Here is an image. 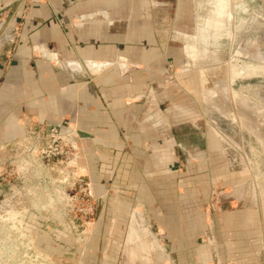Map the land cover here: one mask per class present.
I'll return each mask as SVG.
<instances>
[{"label":"crops","instance_id":"1","mask_svg":"<svg viewBox=\"0 0 264 264\" xmlns=\"http://www.w3.org/2000/svg\"><path fill=\"white\" fill-rule=\"evenodd\" d=\"M19 3L0 0V147L34 144L45 126L75 135L101 209L95 238L108 242L101 264H117L122 252L142 264L192 255L196 264H264V204L244 202L250 190L234 184L236 204L208 218L206 206L196 207L219 183L207 147L191 152L175 133L192 93L212 101L222 92L213 81L225 49L264 66V53L248 52L264 0ZM131 225L143 232L129 233Z\"/></svg>","mask_w":264,"mask_h":264},{"label":"rangeland","instance_id":"2","mask_svg":"<svg viewBox=\"0 0 264 264\" xmlns=\"http://www.w3.org/2000/svg\"><path fill=\"white\" fill-rule=\"evenodd\" d=\"M263 30L264 24L257 23L254 35L257 44L248 52L264 53ZM235 50H224L223 67L218 70L220 80L213 81L221 87L219 97L210 101L197 92L192 93V111L179 120L178 123L185 122L184 126L175 130L177 138L191 146L188 148L191 152H208L209 168L218 176L219 183L211 185L207 204L200 200L201 205L196 206L202 211L206 206L208 218L215 217L219 208L226 210L236 202L233 195L238 190L232 188L234 184L241 185V193L250 190L244 202L251 201L260 207L264 204V69L251 76H238L241 74L238 70L231 78L229 60ZM243 56L249 57L248 53ZM237 65L236 68L240 67ZM183 160L180 161L182 168L187 164L185 158ZM34 168L30 167L28 176ZM188 168L192 174L199 170L191 165ZM68 179L65 177L61 183L58 175H54L53 180L47 182V193L39 197L37 203L41 205L37 208L31 207L27 191L19 190L20 182L12 178L0 179V187L4 189L0 196V264H101L108 242L104 235L102 240L95 238L96 222L101 213L99 201L94 195L91 197L80 191L81 187ZM199 180L204 183L205 179H186L193 186ZM81 183L83 187L88 184L86 178ZM34 184L40 185L38 181ZM220 199L222 207H219ZM193 207L190 216L198 221L200 210ZM106 232V229L101 230L105 235ZM142 232L139 226L131 225L129 233ZM194 244L198 245L193 240ZM131 248L135 249V245ZM120 250H124L121 243ZM199 259L192 255L177 259L176 264L178 261L179 264L188 261L196 264ZM110 260H117V264H142L136 257L126 258L123 252L118 259Z\"/></svg>","mask_w":264,"mask_h":264},{"label":"built area","instance_id":"3","mask_svg":"<svg viewBox=\"0 0 264 264\" xmlns=\"http://www.w3.org/2000/svg\"><path fill=\"white\" fill-rule=\"evenodd\" d=\"M29 2L31 0H20L19 4L26 6ZM35 136L31 145L21 143L0 147V179L12 178L20 182L19 190L27 191L32 208L41 205L37 203L38 199L42 193H47V182L53 180L54 175H58V182L61 183H64L65 177L70 178L69 181L72 179L75 185L81 187L80 191L93 197L90 186L86 184L83 187L81 183L84 175L80 173V160L85 157V151L73 141L75 135L62 133L56 126H45ZM30 167L35 168L28 176ZM36 181L39 186L34 184Z\"/></svg>","mask_w":264,"mask_h":264},{"label":"water","instance_id":"4","mask_svg":"<svg viewBox=\"0 0 264 264\" xmlns=\"http://www.w3.org/2000/svg\"><path fill=\"white\" fill-rule=\"evenodd\" d=\"M234 8V7H233ZM248 56H243L240 53H238V50L236 49L234 51V54L230 57L229 60V71L231 73V78L235 77L234 74L236 72V64H238L240 66V73L242 75L246 74L247 70L246 67L247 65H251L253 64L252 61H249Z\"/></svg>","mask_w":264,"mask_h":264},{"label":"bare ground","instance_id":"5","mask_svg":"<svg viewBox=\"0 0 264 264\" xmlns=\"http://www.w3.org/2000/svg\"><path fill=\"white\" fill-rule=\"evenodd\" d=\"M238 67V65H237ZM261 69H264V66L256 65V66H249L247 67V74L248 75H254L257 74L258 72H261ZM263 72V71H262ZM258 75V74H257ZM1 243V241H0Z\"/></svg>","mask_w":264,"mask_h":264}]
</instances>
